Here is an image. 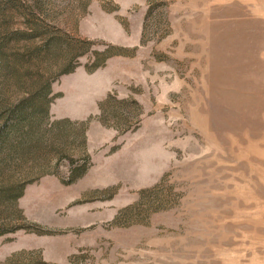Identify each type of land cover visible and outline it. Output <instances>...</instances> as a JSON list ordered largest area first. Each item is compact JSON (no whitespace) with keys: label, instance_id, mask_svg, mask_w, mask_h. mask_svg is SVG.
Instances as JSON below:
<instances>
[{"label":"rangeland","instance_id":"obj_1","mask_svg":"<svg viewBox=\"0 0 264 264\" xmlns=\"http://www.w3.org/2000/svg\"><path fill=\"white\" fill-rule=\"evenodd\" d=\"M251 15L243 0H0V264H264Z\"/></svg>","mask_w":264,"mask_h":264},{"label":"crops","instance_id":"obj_2","mask_svg":"<svg viewBox=\"0 0 264 264\" xmlns=\"http://www.w3.org/2000/svg\"><path fill=\"white\" fill-rule=\"evenodd\" d=\"M243 1H245L247 4L251 6L252 17H254L255 14L264 15V0H243Z\"/></svg>","mask_w":264,"mask_h":264}]
</instances>
